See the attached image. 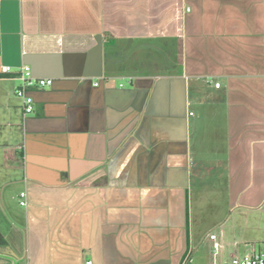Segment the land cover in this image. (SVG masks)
Returning <instances> with one entry per match:
<instances>
[{
    "label": "crops",
    "instance_id": "1",
    "mask_svg": "<svg viewBox=\"0 0 264 264\" xmlns=\"http://www.w3.org/2000/svg\"><path fill=\"white\" fill-rule=\"evenodd\" d=\"M23 65L52 79L26 116ZM2 66L0 264L264 244V0H0Z\"/></svg>",
    "mask_w": 264,
    "mask_h": 264
},
{
    "label": "built area",
    "instance_id": "2",
    "mask_svg": "<svg viewBox=\"0 0 264 264\" xmlns=\"http://www.w3.org/2000/svg\"><path fill=\"white\" fill-rule=\"evenodd\" d=\"M0 72L7 75L10 74V70L7 66H2ZM11 77L17 79L19 82L15 89V95L21 101L22 115L26 116L33 111V98L30 91L33 88L51 85L52 79L34 75L28 65L21 66L15 75ZM214 85L218 87L219 83H215ZM24 196L25 192L19 193L20 205H25L26 203L25 200L22 199ZM214 238V235H210V239L213 240ZM218 248V242H214L213 249L216 251ZM87 264H90V262H87ZM230 264H264V244L259 248L251 247L250 250L242 256L232 257Z\"/></svg>",
    "mask_w": 264,
    "mask_h": 264
},
{
    "label": "rangeland",
    "instance_id": "3",
    "mask_svg": "<svg viewBox=\"0 0 264 264\" xmlns=\"http://www.w3.org/2000/svg\"><path fill=\"white\" fill-rule=\"evenodd\" d=\"M125 83H127V82H125ZM0 153H1V152H0ZM0 155H1V154H0ZM1 161H2V159L0 160V164H1V166H2V162H1ZM1 170H2V168H1ZM1 214H3L2 211H1Z\"/></svg>",
    "mask_w": 264,
    "mask_h": 264
},
{
    "label": "water",
    "instance_id": "4",
    "mask_svg": "<svg viewBox=\"0 0 264 264\" xmlns=\"http://www.w3.org/2000/svg\"><path fill=\"white\" fill-rule=\"evenodd\" d=\"M34 75H36V76H37V74H34Z\"/></svg>",
    "mask_w": 264,
    "mask_h": 264
}]
</instances>
